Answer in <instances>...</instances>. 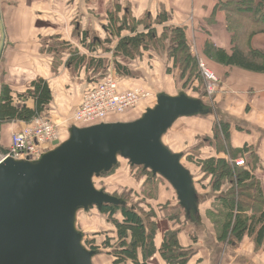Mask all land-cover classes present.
I'll return each instance as SVG.
<instances>
[{
  "label": "crops",
  "instance_id": "crops-1",
  "mask_svg": "<svg viewBox=\"0 0 264 264\" xmlns=\"http://www.w3.org/2000/svg\"><path fill=\"white\" fill-rule=\"evenodd\" d=\"M224 1L227 0H0L6 34L0 84L22 92L30 81L43 79L52 92V101L45 114L57 120L49 119L52 122L62 123L72 116L85 91L98 82L92 79L83 81L81 74L79 76L83 82L76 83L71 74L74 69L71 63H67V58L78 55L96 62L110 57L112 53L106 52V39H111L114 44L119 37L110 36L105 27H112L113 23L121 25L126 14V21H137L146 16L154 21L157 17L165 16L166 20L156 26L157 33L163 27L185 29L188 41L196 49V57L216 74L219 80L216 93L210 99L206 96H202V99L206 105L211 104L223 119L227 126L230 152L238 157L244 156L246 169L260 181L264 197V71L226 66L199 55L207 41L227 55L235 47L233 32L227 29V17H234L235 12L224 9L220 5ZM138 30L142 31V27ZM51 43L56 44V53L46 51ZM61 47L65 49L63 52ZM194 47H191V52ZM250 48L264 52V34L253 36ZM137 53L130 61H117L121 66L116 75L119 86L125 89L144 87L152 93H162L164 83H169L165 72L168 62L154 48H140ZM59 56H62V64L56 65L54 57ZM63 70L68 73L63 75ZM82 71L87 75L98 73L93 68L86 72L84 65L76 73ZM119 117L122 118L115 119ZM119 117L109 116L105 123L125 121L131 116ZM25 125L21 121L2 124L0 148L7 150L12 135ZM66 139L67 136L63 135V140ZM191 223L192 228L182 230L177 235L181 247L193 250V256L186 264H264L263 249L256 250L250 238L245 237L233 248L222 247L213 239L209 242L204 240L203 231L196 227L202 225L201 222L200 225H196L195 221ZM104 224L110 228L108 231L112 230L109 223ZM165 230L161 227L157 230L154 239L156 248L161 247ZM111 261L106 254L96 255L92 259L93 264H111ZM147 264L166 263L155 254Z\"/></svg>",
  "mask_w": 264,
  "mask_h": 264
},
{
  "label": "water",
  "instance_id": "water-1",
  "mask_svg": "<svg viewBox=\"0 0 264 264\" xmlns=\"http://www.w3.org/2000/svg\"><path fill=\"white\" fill-rule=\"evenodd\" d=\"M6 34L0 8V63ZM200 99L160 93L156 105L130 122L72 126L63 143L36 161L6 158L0 163V264H93L96 252L82 244L78 211L124 203L93 185V177L127 160L174 189L186 216L196 219L193 178L163 136L180 118L207 116Z\"/></svg>",
  "mask_w": 264,
  "mask_h": 264
},
{
  "label": "trees",
  "instance_id": "trees-1",
  "mask_svg": "<svg viewBox=\"0 0 264 264\" xmlns=\"http://www.w3.org/2000/svg\"><path fill=\"white\" fill-rule=\"evenodd\" d=\"M220 5L224 9H230L232 12H235L234 17H227V29L233 32L235 47L231 50V54L227 55L224 50L215 47L211 41H207L204 51L199 52V55L226 66H234L252 71H264V52L259 53L250 48V41L253 36L264 34V0H227L220 2ZM126 17L127 14L123 17L119 26L113 23L112 27H105L110 36L115 35L119 37L118 41L114 44L111 39H106L105 43L108 46L106 52L113 51L116 58L118 57L120 61L127 62L134 58L138 51L140 52V48H143V50L154 48L157 51L160 50L166 63L168 62L169 66L165 69L166 75L174 67L179 72V77L188 72L186 75L194 78L193 75H196V73L192 69L197 66V59L190 51L192 44L190 40L188 41L185 29L163 27L158 34L156 26L161 25L166 20L165 16L157 17L154 21H151V18L147 16L145 19L137 21H133L132 19L126 21ZM141 27L142 31H139L138 29ZM94 44L97 45V43ZM54 45L56 44L52 43L49 45L46 51L50 50V53H56L58 49L54 48ZM86 47L88 49V46ZM64 50L61 47V51L63 52ZM86 61L87 58L85 56L78 55L76 57L70 55L67 59V63L75 64V67L78 68L84 65ZM88 61L91 64H87V66L89 65L90 68H93L96 73L99 68L104 67L103 64L101 65V61H96L95 63L97 64H94L92 59ZM120 67V63H116L113 75L119 74ZM97 76L99 78L102 77L100 78L101 80L108 75L104 73ZM193 88L195 92L198 86H193ZM179 91L186 94L180 88ZM199 93L201 94V90ZM202 96H206L203 89ZM202 96L200 98L189 97L200 99L207 106ZM51 101L52 92L48 83L43 79L31 81L22 92L13 91L9 86L2 84L0 85V126L13 121L24 122L27 126L32 120L40 117V115L46 118L49 115L45 114V111H47ZM125 115L133 117L138 114L131 111ZM133 119L131 121H134ZM126 122H130V120ZM220 127L221 137L227 139V126L220 123ZM222 143L224 142L222 141ZM225 146L228 148L227 152H230L228 143ZM5 152L6 150L0 148V153ZM231 155L233 158L238 157V155H233L232 153ZM199 163L207 167L208 172L204 171L206 175L207 173L214 175L215 169L217 170L218 174L214 175V177L211 176L216 185L214 189H219L224 183L230 184L225 195L217 197L221 206L217 217L219 225H215L217 238L221 242H225V246L233 248L239 245L245 237H248L253 242L256 250L262 248L264 251V197L260 181L246 167L231 168L223 159L215 160L210 158L200 160ZM117 165L118 163L110 172L94 177L108 176L113 170L117 169ZM131 167L140 168L144 174H149L148 179L144 183L150 182L153 178L157 177L153 176L149 170H145L143 167ZM100 190L107 193L105 189ZM119 200L124 203L123 206L104 205L101 211L97 210L99 214L104 216L106 222L111 225L112 230L106 232L104 235L106 237L102 241V244L95 245L92 239H88L84 241V245L82 240V244L86 249L95 251L96 255L106 254L110 256L112 259L111 264H125L126 262L130 264H147V261L155 254L159 255L166 264H186L193 256L192 249L181 247L178 243L177 235L181 230L179 227L178 229L173 228L164 233L161 247L156 248L154 242L157 234L155 223L150 221L149 218L146 221L143 215L147 216L148 214L143 213L136 205L131 206L124 200ZM177 208L178 212L183 211L179 203ZM182 214L184 217L186 216L184 211ZM177 222L178 220L172 224L175 225ZM78 232L80 231L78 230ZM80 233L83 235L82 232ZM112 234L114 235L113 237L110 236ZM101 246L102 248L99 249Z\"/></svg>",
  "mask_w": 264,
  "mask_h": 264
},
{
  "label": "rangeland",
  "instance_id": "rangeland-1",
  "mask_svg": "<svg viewBox=\"0 0 264 264\" xmlns=\"http://www.w3.org/2000/svg\"><path fill=\"white\" fill-rule=\"evenodd\" d=\"M191 47L194 46L192 45ZM195 51L196 49L194 47V52ZM110 53H112L109 54L110 57L101 60V65L103 64L105 68H99L97 74L93 73L91 75H87V73H83V71L80 73H76L78 67H75V64H72L71 66L74 70L70 72L72 76H74L75 82L82 83L84 80L87 81L89 79L97 82L100 80V78H102H99L97 75H103L104 73H106V75H113L115 65L116 63H118L117 61H119L120 58H116L113 54V51H110ZM54 59V63H56V65L58 63L59 65L62 64V56L54 57ZM88 60L91 59L87 58V61L84 64L86 72L88 69H90L89 65L91 64V62L89 63ZM87 64L89 65L87 66ZM94 64L97 63L94 62ZM63 65H66V63ZM208 69L211 70L210 68ZM192 70H194V73H196V75H193L194 78L186 75L188 72L185 74L186 76L180 75L179 77V72H177L174 67L171 68L168 72L169 75H166L169 79V83L168 81L164 83L165 86L162 90V93L165 94L166 92H168L166 94L177 95L180 92V88L187 95L193 96L194 98H200L202 96L204 83L197 66L195 68L193 67ZM1 72L2 69L0 67V73ZM67 73L68 72H65L64 70L62 71L63 75H66ZM81 74L83 76V81L79 76ZM167 83L170 85H167ZM2 84L3 83H1L0 85ZM193 86H198V89H196V91H199L194 92L195 89L193 88ZM200 90L201 94L199 93ZM153 94L157 96L158 93ZM207 107L212 110L211 113L208 114V116L180 118L173 124V126L162 138V141L166 147H168L172 152L182 155L181 163L191 173L194 189L196 194L198 195L196 202V219H194L192 216L184 217V215L182 214L184 210L181 212H178L179 210L177 211L178 208L176 205V193L166 180L157 176L150 182L144 183V181L148 179L149 174H147L146 172V174H144L143 170L140 168L131 167L129 162L122 158H118L117 169L113 170L108 176L94 177L93 182L97 189H105L107 193L113 195L116 198L124 200L129 205H136V207L141 209L143 213L148 214L147 216L143 215V218L146 221H148L147 218H149L150 221L154 222L157 230L159 229V227H161L162 230L166 229V233L168 230H171L173 228L178 229L179 227L181 228V232L182 230H185L187 228H192L193 224L191 222L194 223L195 221L196 225H200L201 222L202 225L196 227L199 228L198 230L203 231L204 240L209 242L213 239L216 242L218 241L220 246L223 247L224 245H226V243L221 242L217 238L215 232V225H219V221L217 218L218 213L221 210V206L219 204V201L217 200V197L221 195L224 196L227 192V189L230 187V184L224 183L223 186H221L219 189H214L216 185L213 182L211 176L214 177V175H217V170L215 169V173H213L214 175H212L211 173H207L206 175L204 171H207V167L205 165H201L199 162L200 160H207L210 158H213L215 160L223 159L228 163V165L231 166V168H233V165L230 163V161L236 158H233L231 153L227 152L228 148L225 146L227 145V139L221 137L220 123L224 124L223 119L218 116V114L216 113V109H214L211 104L207 103ZM141 115L142 114L126 118L123 122H126V120L131 121V119L133 118V120H135L141 117ZM40 117L43 116L40 115ZM47 117L48 119L54 120L53 116L51 115ZM121 118L122 117L115 119L120 120ZM54 121L57 120L55 119ZM66 129L67 127L65 126L63 128L64 135L68 133L66 132ZM66 136L68 138L69 133ZM222 141L224 143H222ZM240 158L244 159V156H240ZM176 220H178V222L175 223V225L172 224ZM105 222L106 220L104 216L99 214L97 208H92L87 212H78L76 227L80 232L83 233L82 240L84 245V241H87L88 239H92L95 245L102 244V241L106 237L104 235L110 229L106 227V225L104 224ZM108 233L110 234V232ZM228 247L230 248V246ZM100 248H102V246L99 247V249Z\"/></svg>",
  "mask_w": 264,
  "mask_h": 264
},
{
  "label": "built area",
  "instance_id": "built-area-1",
  "mask_svg": "<svg viewBox=\"0 0 264 264\" xmlns=\"http://www.w3.org/2000/svg\"><path fill=\"white\" fill-rule=\"evenodd\" d=\"M194 51V48H192ZM192 53L196 57V53ZM204 94L209 99L218 89V78L208 69L202 59L196 57ZM110 74V73H109ZM155 95L144 87L122 88L115 75H108L87 89L71 117L64 122H52L38 117L11 137V144L5 153H0V163L6 158L36 161L55 148L54 143L63 142V128H86L104 123L109 116H121L128 112L143 114L155 104ZM68 135V133L66 134ZM230 163L235 168H245L246 162L237 157Z\"/></svg>",
  "mask_w": 264,
  "mask_h": 264
},
{
  "label": "bare ground",
  "instance_id": "bare-ground-1",
  "mask_svg": "<svg viewBox=\"0 0 264 264\" xmlns=\"http://www.w3.org/2000/svg\"><path fill=\"white\" fill-rule=\"evenodd\" d=\"M105 123V122H104ZM99 124H102V123H99ZM99 124H97V125H99Z\"/></svg>",
  "mask_w": 264,
  "mask_h": 264
}]
</instances>
